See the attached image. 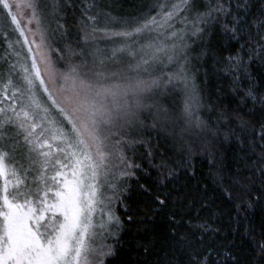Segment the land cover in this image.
<instances>
[{
	"label": "snow or ice",
	"instance_id": "snow-or-ice-1",
	"mask_svg": "<svg viewBox=\"0 0 264 264\" xmlns=\"http://www.w3.org/2000/svg\"><path fill=\"white\" fill-rule=\"evenodd\" d=\"M114 3L0 0V264H264V0Z\"/></svg>",
	"mask_w": 264,
	"mask_h": 264
},
{
	"label": "trees",
	"instance_id": "trees-1",
	"mask_svg": "<svg viewBox=\"0 0 264 264\" xmlns=\"http://www.w3.org/2000/svg\"><path fill=\"white\" fill-rule=\"evenodd\" d=\"M109 2L111 3V0H109ZM153 2L154 0H115L111 11L113 12V15L117 17H124L126 19L131 20L133 17H138L142 12L147 11V5ZM0 7H2L3 9L2 5H0ZM3 11L5 12L3 13V15L5 16L6 20H9L8 30L6 29L3 31L7 33L10 32L11 40L13 41L17 39L22 40L23 38L19 37V34L13 31L14 25L10 24V17L7 16V10L3 9ZM46 23L47 21H45V24ZM50 42L55 43V38ZM105 43H102L101 47H104ZM6 47L7 44L4 41V37L0 36V54H3ZM16 48L18 50H21L22 52L24 51V55H26L27 50L25 48L24 50L21 49V45H16ZM196 165L198 172L200 173L199 180L206 181L207 173L209 171L208 165L202 160L197 161ZM145 179L146 178L141 177V182H144ZM188 183L189 188H191L192 185L197 184V179H192ZM189 194L192 196L196 195L194 190L190 191ZM133 200H137V198L133 197ZM133 207H135V204H133ZM117 212L118 214L123 216V209L118 208ZM137 228L141 230L137 231V229L134 228L132 229V231L122 234L123 248L121 249L118 258L115 259L114 264H127V261L129 260V252L131 251V246L136 242L133 237H136L141 242H153L155 244L156 249H161L165 246L166 225L163 219L158 218L154 223H149L147 225H137ZM136 255L137 253L132 251V258H135ZM141 258H143L142 254Z\"/></svg>",
	"mask_w": 264,
	"mask_h": 264
},
{
	"label": "rangeland",
	"instance_id": "rangeland-1",
	"mask_svg": "<svg viewBox=\"0 0 264 264\" xmlns=\"http://www.w3.org/2000/svg\"><path fill=\"white\" fill-rule=\"evenodd\" d=\"M13 11H15V8L13 9ZM3 13H5L4 11H3V9H2V7H0V29H2V30H8V25H9V20H6V18H5V16L3 15ZM21 24H22V26H23V24H24V21L23 20H21ZM10 28V27H9ZM6 34H7V37L9 38V39H11V34H10V32L9 33H7V32H5ZM29 37L31 38V34L29 33ZM24 48L27 50V48H26V46L25 47H23V50H24ZM17 49V48H16ZM18 50V49H17ZM25 55H24V51L22 52V59H21V63H24L25 62V60L23 59V57H24ZM42 94V93H41Z\"/></svg>",
	"mask_w": 264,
	"mask_h": 264
}]
</instances>
